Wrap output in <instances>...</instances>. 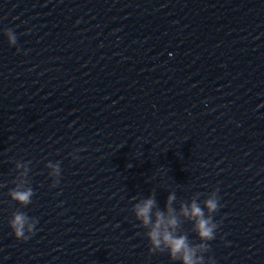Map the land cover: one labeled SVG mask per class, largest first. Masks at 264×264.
Masks as SVG:
<instances>
[{
  "label": "water",
  "instance_id": "95a60500",
  "mask_svg": "<svg viewBox=\"0 0 264 264\" xmlns=\"http://www.w3.org/2000/svg\"><path fill=\"white\" fill-rule=\"evenodd\" d=\"M0 183V264H179L149 254L132 205L215 188L206 257L264 264V0H0ZM18 209L38 218L27 241Z\"/></svg>",
  "mask_w": 264,
  "mask_h": 264
},
{
  "label": "clouds",
  "instance_id": "9594fccd",
  "mask_svg": "<svg viewBox=\"0 0 264 264\" xmlns=\"http://www.w3.org/2000/svg\"><path fill=\"white\" fill-rule=\"evenodd\" d=\"M3 33L9 45L17 44V36L13 29L5 28ZM78 151L83 149L74 150V152ZM71 155L74 160L80 159L77 155ZM31 163L30 160L15 162L17 175L12 181L14 187L7 193L10 199L21 207L31 204L34 195L29 179ZM60 163V161H48L45 165L49 169L48 175L53 178L51 187H57L60 184L62 172ZM4 186V183H0V187ZM219 191V188L213 189L202 201L200 197L203 193L196 192L192 195L190 202L181 201L178 209L174 207L177 201L174 191L168 194L163 210L158 206L155 191H152L147 198H140L134 203L132 212L136 221L139 222L138 226L146 230L144 235L148 240L149 254L167 253L171 261L179 262V264H216L214 257L211 255L206 257V254L211 252L208 242L216 238L220 226L219 222L214 220L215 214L223 206ZM132 199L137 198L134 196ZM186 222L191 224V231L196 234L199 243H193L188 233L183 230ZM37 224L38 218L30 217L19 209L12 213L9 220V227L15 238L20 241H27L35 235L38 230Z\"/></svg>",
  "mask_w": 264,
  "mask_h": 264
}]
</instances>
